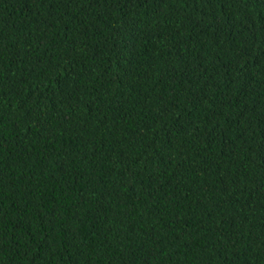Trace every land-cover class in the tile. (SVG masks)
<instances>
[{
    "label": "trees",
    "instance_id": "1",
    "mask_svg": "<svg viewBox=\"0 0 264 264\" xmlns=\"http://www.w3.org/2000/svg\"><path fill=\"white\" fill-rule=\"evenodd\" d=\"M0 264H264V0H0Z\"/></svg>",
    "mask_w": 264,
    "mask_h": 264
}]
</instances>
